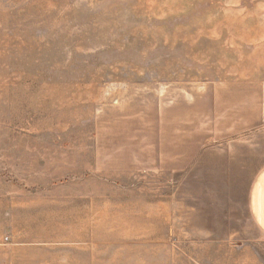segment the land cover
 <instances>
[{
	"label": "rangeland",
	"instance_id": "1",
	"mask_svg": "<svg viewBox=\"0 0 264 264\" xmlns=\"http://www.w3.org/2000/svg\"><path fill=\"white\" fill-rule=\"evenodd\" d=\"M264 0H0V264H264Z\"/></svg>",
	"mask_w": 264,
	"mask_h": 264
},
{
	"label": "crops",
	"instance_id": "2",
	"mask_svg": "<svg viewBox=\"0 0 264 264\" xmlns=\"http://www.w3.org/2000/svg\"><path fill=\"white\" fill-rule=\"evenodd\" d=\"M250 210L258 228L264 232V171L257 177L250 195Z\"/></svg>",
	"mask_w": 264,
	"mask_h": 264
}]
</instances>
